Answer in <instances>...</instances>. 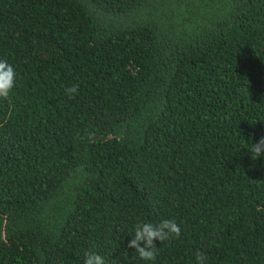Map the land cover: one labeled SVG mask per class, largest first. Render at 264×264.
<instances>
[{
  "label": "trees",
  "instance_id": "trees-1",
  "mask_svg": "<svg viewBox=\"0 0 264 264\" xmlns=\"http://www.w3.org/2000/svg\"><path fill=\"white\" fill-rule=\"evenodd\" d=\"M4 59L0 264H264V0H0Z\"/></svg>",
  "mask_w": 264,
  "mask_h": 264
},
{
  "label": "clouds",
  "instance_id": "clouds-1",
  "mask_svg": "<svg viewBox=\"0 0 264 264\" xmlns=\"http://www.w3.org/2000/svg\"><path fill=\"white\" fill-rule=\"evenodd\" d=\"M17 73L13 65L6 59L0 60V98H8L16 85ZM70 98H74L79 91V86L75 85L65 89ZM253 159H258L264 155V137L258 143H251V152ZM181 228L175 220H163L158 224L151 222L141 223L134 226V235L128 243V247L135 249L136 254L141 260L155 261L158 247L156 241L162 243L171 238L179 239ZM127 255V253H125ZM206 254L197 251L196 264H205ZM83 264H105V259L93 252L85 254ZM115 264V261H114Z\"/></svg>",
  "mask_w": 264,
  "mask_h": 264
}]
</instances>
